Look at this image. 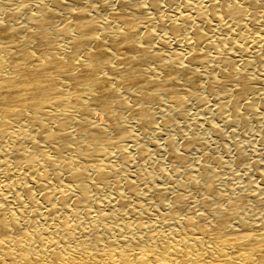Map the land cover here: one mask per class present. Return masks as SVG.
Wrapping results in <instances>:
<instances>
[{"label": "bare ground", "instance_id": "bare-ground-1", "mask_svg": "<svg viewBox=\"0 0 264 264\" xmlns=\"http://www.w3.org/2000/svg\"><path fill=\"white\" fill-rule=\"evenodd\" d=\"M0 264H264V0H0Z\"/></svg>", "mask_w": 264, "mask_h": 264}, {"label": "rangeland", "instance_id": "rangeland-1", "mask_svg": "<svg viewBox=\"0 0 264 264\" xmlns=\"http://www.w3.org/2000/svg\"><path fill=\"white\" fill-rule=\"evenodd\" d=\"M243 132H244V133H243ZM246 132H247V134H245ZM248 132H249V133H248ZM252 132H254L255 134L252 133ZM240 133H241V132H240ZM240 133H236V134H234L233 136H231L230 138H232V140H235L237 143H241L240 146L244 144V145L242 146V148H245V150L248 149V151L251 150L252 148H254V146H256V145L253 143L254 140H255V137H256L255 135L257 134L256 131H253V130H247V131H245V130H244V131H242L243 134H242V133L240 134ZM253 134H254L255 137L252 136ZM245 135H246V137H245ZM249 135H250V136H249ZM233 137H234V139H233ZM240 137H241V138H240ZM244 138H245V140H244ZM250 138H251L252 140H250ZM205 139H206V140H209L208 137H205ZM248 139H249L251 142H250ZM253 139H254V140H253ZM242 140L245 141V142L243 143ZM246 140H247V141H246ZM248 141H249L251 144H249ZM245 143H248V144H245ZM216 144H217V143H216ZM216 144L214 143V145H213L212 148H211V149H212L211 151H213L214 153H218V154H220V153H219V152H220V149H218L219 146H218V144H217V147H215ZM224 144H226V143H224ZM245 145H246V147H245ZM250 145H252V146H250ZM214 147L217 148V149H214ZM256 147H257V146H256ZM246 148H247V149H246ZM249 148H251V149H249ZM216 151H218V152H216ZM224 154H225V153H224ZM224 154H223V157H224ZM229 154H230V153H229Z\"/></svg>", "mask_w": 264, "mask_h": 264}]
</instances>
